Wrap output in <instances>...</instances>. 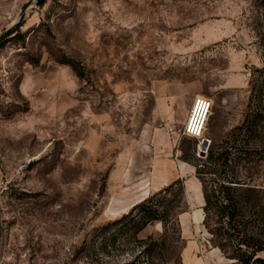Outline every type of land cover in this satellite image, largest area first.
Listing matches in <instances>:
<instances>
[{
    "label": "rangeland",
    "instance_id": "374dc122",
    "mask_svg": "<svg viewBox=\"0 0 264 264\" xmlns=\"http://www.w3.org/2000/svg\"><path fill=\"white\" fill-rule=\"evenodd\" d=\"M40 1L0 0V264H129L143 249L114 225L127 206L161 182L183 180L187 196L196 175L178 177L183 153L204 159L203 141L212 148L264 116V101L252 100L264 69L263 0ZM46 64L77 79L76 107L38 109L24 95L26 75ZM201 99L210 103L202 137L186 136ZM260 126V153L237 175L264 192ZM163 233L153 223L137 240ZM205 234L191 237L194 257L236 262ZM169 239L165 258L138 263L184 264L187 241L170 248Z\"/></svg>",
    "mask_w": 264,
    "mask_h": 264
},
{
    "label": "trees",
    "instance_id": "16d2710c",
    "mask_svg": "<svg viewBox=\"0 0 264 264\" xmlns=\"http://www.w3.org/2000/svg\"><path fill=\"white\" fill-rule=\"evenodd\" d=\"M73 70L78 78L82 77L75 68ZM258 73L252 100L262 104L264 69ZM261 120H264L262 114L248 116L226 140L209 148L204 159L196 161L189 152H184L182 157L185 163L195 168L196 179L202 187L205 201L203 226L211 237L210 244L227 260L236 261L234 264H264V259L259 257L264 255V192L248 186L237 175L244 168L242 161L260 153L254 145L261 139ZM229 140L234 144L231 145ZM238 143L243 146L238 147ZM188 210L184 181L179 179L135 205L115 222L114 225H121L120 234L132 237L143 249L129 264H139V258H153L157 253L160 259L165 258L164 252L169 247L165 239H161H169L171 232L177 234L178 240L169 239L170 248L174 243L184 242L180 217ZM153 223L163 225V237L138 242L137 236Z\"/></svg>",
    "mask_w": 264,
    "mask_h": 264
},
{
    "label": "crops",
    "instance_id": "0c3cea01",
    "mask_svg": "<svg viewBox=\"0 0 264 264\" xmlns=\"http://www.w3.org/2000/svg\"><path fill=\"white\" fill-rule=\"evenodd\" d=\"M65 75H68L66 71L55 65L46 64L38 71H31L26 75L22 85V92L24 95L32 98L35 108L44 109L57 104L64 108L72 109L79 104L77 99L78 82L77 79L71 77V75ZM175 167L177 171L181 172V175H178V177L182 179L187 176L192 178L193 174H195V168L185 163L179 162L178 166ZM161 184L167 186L170 182H161ZM186 188L187 203L191 212L190 214L188 212L184 213L180 217L182 236L183 239L187 241L182 259L184 264H204L202 258L194 257L193 254L196 249L194 241L191 239L194 231L195 233L205 234L203 226L205 217L203 207L205 201L202 187L197 179L192 178L187 181ZM146 198L147 197L128 205L127 210L144 201ZM213 259L222 263L221 258ZM206 261L208 260L205 259V262Z\"/></svg>",
    "mask_w": 264,
    "mask_h": 264
},
{
    "label": "built area",
    "instance_id": "2783aa9c",
    "mask_svg": "<svg viewBox=\"0 0 264 264\" xmlns=\"http://www.w3.org/2000/svg\"><path fill=\"white\" fill-rule=\"evenodd\" d=\"M198 103H201L202 105L206 106L207 111L210 108V103L206 100L201 99L200 101L197 102V104ZM196 111L197 110L195 108V110L191 113V115H190L191 119H190L189 123L187 124V126L185 127L184 134L186 136L193 137V138H201L203 131H204L203 129H204V122L206 120V113L203 115L202 118L201 117L198 118V114L196 116ZM196 119H198L199 121L197 122ZM200 120H201V122H200ZM208 149L209 148L207 147V149L205 150L206 153L208 152Z\"/></svg>",
    "mask_w": 264,
    "mask_h": 264
},
{
    "label": "bare ground",
    "instance_id": "6f19581e",
    "mask_svg": "<svg viewBox=\"0 0 264 264\" xmlns=\"http://www.w3.org/2000/svg\"><path fill=\"white\" fill-rule=\"evenodd\" d=\"M198 101H200V100H198ZM198 101H196L195 103H194V105H193V108H192V112L195 110V108H196V116H197V114H198V118L199 117H203V115L206 113V120H205V122H204V128H205V126H206V123H207V121H208V117H209V115H210V108L208 109V111H207V108H206V106H204V105H202L201 103H198L197 104V102ZM200 109V110H199ZM199 110V111H198ZM191 112V113H192ZM190 119H191V116L189 117V120H188V123H189V121H190ZM196 121L198 122L199 120L198 119H196ZM200 122H201V120H200ZM204 130V129H203Z\"/></svg>",
    "mask_w": 264,
    "mask_h": 264
},
{
    "label": "water",
    "instance_id": "95a60500",
    "mask_svg": "<svg viewBox=\"0 0 264 264\" xmlns=\"http://www.w3.org/2000/svg\"><path fill=\"white\" fill-rule=\"evenodd\" d=\"M43 1L44 0H41L40 2H39V5H41L42 3H43ZM208 144H209V142L208 141H203L202 142V146H201V150L202 151H205L206 149H207V147H208ZM205 153H203V155H204Z\"/></svg>",
    "mask_w": 264,
    "mask_h": 264
}]
</instances>
